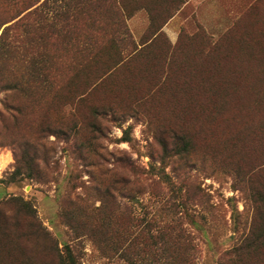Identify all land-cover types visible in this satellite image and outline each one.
<instances>
[{"label": "rangeland", "instance_id": "1", "mask_svg": "<svg viewBox=\"0 0 264 264\" xmlns=\"http://www.w3.org/2000/svg\"><path fill=\"white\" fill-rule=\"evenodd\" d=\"M41 1L0 0V264H264V0H122L69 42Z\"/></svg>", "mask_w": 264, "mask_h": 264}, {"label": "trees", "instance_id": "2", "mask_svg": "<svg viewBox=\"0 0 264 264\" xmlns=\"http://www.w3.org/2000/svg\"><path fill=\"white\" fill-rule=\"evenodd\" d=\"M106 5H111L114 7L123 5L122 0H42L34 8L28 11L27 15L33 14L37 17L38 20H49L48 25L50 28V35L62 36L68 39V42L79 30L80 26L88 27L91 14L95 9L101 8ZM45 8V9H43ZM116 9V8H115ZM123 9V8H122ZM115 11V10H114ZM117 12H114V15ZM62 19H61V18ZM61 19V24L59 27L55 26L53 20ZM52 23V24H51ZM46 24V23H45ZM85 48L80 49L76 52L77 56L85 54ZM34 218V216H33ZM75 246L72 244H65L62 253H59L58 256H61V264H81L80 256H78V250H75ZM194 250L193 245L188 244V256L185 257L186 264H195L194 257L190 255V252ZM231 256H221L219 264H230L234 260H230ZM244 256H240L242 259ZM173 259V258H172ZM230 261V262H228ZM242 261V260H240ZM226 262V263H225ZM175 263L173 259L172 264Z\"/></svg>", "mask_w": 264, "mask_h": 264}, {"label": "crops", "instance_id": "3", "mask_svg": "<svg viewBox=\"0 0 264 264\" xmlns=\"http://www.w3.org/2000/svg\"><path fill=\"white\" fill-rule=\"evenodd\" d=\"M137 3V2H136ZM141 6H143L144 4H140ZM137 8V7H136ZM135 8V9H136ZM139 8H141V7H139ZM169 22H172V20L170 19V21H168L165 25H164V28L163 29H167L168 28V24H169Z\"/></svg>", "mask_w": 264, "mask_h": 264}]
</instances>
